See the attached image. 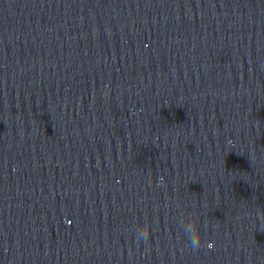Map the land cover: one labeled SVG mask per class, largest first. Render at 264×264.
Segmentation results:
<instances>
[{
	"label": "clouds",
	"instance_id": "1",
	"mask_svg": "<svg viewBox=\"0 0 264 264\" xmlns=\"http://www.w3.org/2000/svg\"><path fill=\"white\" fill-rule=\"evenodd\" d=\"M161 183L163 182L162 178L160 179ZM184 231L188 235V239L190 241V247L193 251H196L199 249L201 246V240L200 236L198 234V228H196L194 225H188L185 227ZM150 231L148 229H142L138 234H137V240H147L149 237ZM213 247L212 243L208 244V248L211 249Z\"/></svg>",
	"mask_w": 264,
	"mask_h": 264
}]
</instances>
